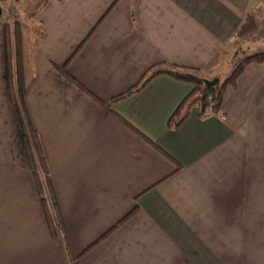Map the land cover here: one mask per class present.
<instances>
[{
	"label": "crops",
	"instance_id": "0c3cea01",
	"mask_svg": "<svg viewBox=\"0 0 264 264\" xmlns=\"http://www.w3.org/2000/svg\"><path fill=\"white\" fill-rule=\"evenodd\" d=\"M263 11L264 0H42L38 37L23 31V105L0 14V264H264V61L208 116L184 107L196 84L165 71L223 82L241 45L264 51Z\"/></svg>",
	"mask_w": 264,
	"mask_h": 264
},
{
	"label": "trees",
	"instance_id": "16d2710c",
	"mask_svg": "<svg viewBox=\"0 0 264 264\" xmlns=\"http://www.w3.org/2000/svg\"><path fill=\"white\" fill-rule=\"evenodd\" d=\"M6 29V57H7V79H8V87L13 95V97L18 96V99L15 98L17 103L23 105V94H24V72H23V27L19 21H15V23L10 26L8 22H5ZM238 54V52H237ZM264 61V51L258 52L255 54H251L244 59H242L237 66L229 73L223 82H219L215 86L208 87L206 84L207 78L202 74L199 69L196 68H187V67H178L174 64L168 66V70H165L172 74L173 76L188 80L196 84V88L191 94L189 101L185 104L193 105L194 103L199 104V108L201 111V116H208L210 113L208 112L209 106L212 107L214 112L218 111L222 99L224 89L227 86H234L236 80L240 73L244 70V68L252 63V62H263ZM155 67L151 68L153 70ZM61 71L73 82L79 85L81 88L85 89L79 82H77L71 75L66 72L65 68H62ZM162 72V70L157 69L152 72L150 75H145L143 77L142 82L138 86H142L149 80L154 74ZM136 89V88H135ZM134 89V90H135ZM87 90V89H86ZM133 89L130 92L134 91ZM26 123H24L25 126ZM28 129L25 127L24 131V140L27 147V151L34 169L35 174L39 168L44 169V157L42 156L40 144L37 139V134L33 129ZM54 204V203H53ZM56 204V203H55ZM54 204V206H55ZM134 211L133 209L126 217H124L121 221H119L118 225L124 222ZM115 227L111 228L103 237L97 240H101L106 235H108ZM96 242V243H97ZM94 243V244H96Z\"/></svg>",
	"mask_w": 264,
	"mask_h": 264
},
{
	"label": "rangeland",
	"instance_id": "374dc122",
	"mask_svg": "<svg viewBox=\"0 0 264 264\" xmlns=\"http://www.w3.org/2000/svg\"><path fill=\"white\" fill-rule=\"evenodd\" d=\"M42 0H11L8 2L4 8L3 12L1 13L3 15V19L5 22H8L10 26H12L15 21H19L20 24L23 27L24 33H32L34 35V40L38 37L39 35V25H36L35 21V11H36V6L38 3H40ZM264 12V11H263ZM248 26L250 25V22L248 20ZM35 31V32H34ZM250 34L253 35L252 30H249ZM36 33V34H35ZM247 34V32H246ZM255 34V32H254ZM249 35H247L248 37ZM246 39L243 38V42ZM241 45V48H239V58L237 62H240L242 59L245 57L251 55V52H255L257 49H254L253 47H243ZM255 54V53H254Z\"/></svg>",
	"mask_w": 264,
	"mask_h": 264
},
{
	"label": "water",
	"instance_id": "95a60500",
	"mask_svg": "<svg viewBox=\"0 0 264 264\" xmlns=\"http://www.w3.org/2000/svg\"><path fill=\"white\" fill-rule=\"evenodd\" d=\"M3 12V9L0 7V14ZM220 82V78L216 77L214 79H207L206 84L208 87H212L215 86L216 84H218Z\"/></svg>",
	"mask_w": 264,
	"mask_h": 264
},
{
	"label": "built area",
	"instance_id": "2783aa9c",
	"mask_svg": "<svg viewBox=\"0 0 264 264\" xmlns=\"http://www.w3.org/2000/svg\"><path fill=\"white\" fill-rule=\"evenodd\" d=\"M208 112H209L210 114H213V113H214V111L212 110V107H211V106H209V108H208Z\"/></svg>",
	"mask_w": 264,
	"mask_h": 264
}]
</instances>
